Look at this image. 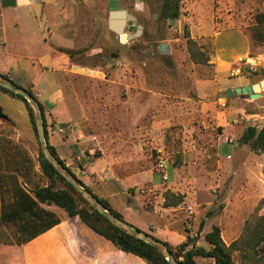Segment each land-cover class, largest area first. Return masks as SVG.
Here are the masks:
<instances>
[{
  "label": "rangeland",
  "instance_id": "1",
  "mask_svg": "<svg viewBox=\"0 0 264 264\" xmlns=\"http://www.w3.org/2000/svg\"><path fill=\"white\" fill-rule=\"evenodd\" d=\"M123 2L136 19L125 32L142 27L125 43L108 28V0L79 3L83 16L70 27L71 59L56 81L61 87L55 117L66 122L60 127L49 111L44 114L48 135H71L73 152L60 160L114 211L128 205L139 217L160 221L183 236L187 250L208 249L204 236L213 226L225 246L241 244L247 227L264 215V156L239 143L246 127L259 129L264 122V92L250 99L217 90L213 33L243 34L249 48L238 59L246 65L240 75L250 84L264 79V43L253 37L264 29L258 23L260 16L264 21V0H182L172 21L160 14L162 0ZM0 107L10 118H0V162L25 156L47 184L26 106ZM160 157L167 163L163 169ZM56 187L64 188L59 182ZM16 239L14 225L0 226V246ZM248 253L241 244L232 254L234 264H264L262 253Z\"/></svg>",
  "mask_w": 264,
  "mask_h": 264
},
{
  "label": "crops",
  "instance_id": "2",
  "mask_svg": "<svg viewBox=\"0 0 264 264\" xmlns=\"http://www.w3.org/2000/svg\"><path fill=\"white\" fill-rule=\"evenodd\" d=\"M80 2L88 4L92 0H0V76L31 92L40 100L37 101L43 113L49 111L60 127L66 120L55 117L61 87L56 81L68 69L70 27L83 16L78 7ZM248 48L247 39L236 29L213 33L218 91L252 85L249 78L240 75L241 67L246 65L238 61L246 57ZM0 102L21 103L1 91ZM47 128L46 123V132ZM47 138L60 159L70 157L71 135L65 137L53 131L50 135L47 132ZM77 178L89 187L85 179ZM42 207L53 211L60 223L24 245L0 246V264H144L142 259L120 251L92 232L77 217L68 218L55 206ZM119 212L123 213L124 221L160 241L171 246L183 242V236L161 226L160 221L139 217L137 209L125 205Z\"/></svg>",
  "mask_w": 264,
  "mask_h": 264
},
{
  "label": "trees",
  "instance_id": "3",
  "mask_svg": "<svg viewBox=\"0 0 264 264\" xmlns=\"http://www.w3.org/2000/svg\"><path fill=\"white\" fill-rule=\"evenodd\" d=\"M181 1L182 0H162L160 9L161 16L165 20L170 21L177 19L180 15L178 4ZM263 22V18L260 16L258 23ZM253 37L257 43L263 44L264 29L262 27L257 28V30L254 31ZM2 77L7 79L6 76ZM0 91L24 103L28 111L32 129L36 134L31 109L26 100L1 87ZM27 92L33 96L31 92ZM35 100L37 101L36 98ZM39 105L43 113V107L40 103ZM0 118L10 121V118L3 111L2 107H0ZM43 120L48 149L62 166L66 168L64 162L58 157L55 149L48 143L44 113ZM239 143L247 144L252 152L264 156V122L259 129L254 126L246 127ZM38 162L42 175L47 180V184H42L41 181L37 179L30 160L25 156L6 159L0 162V226L12 224L16 227L17 239L14 245H24L59 224L60 219L57 215L53 211L42 207L43 205L55 206L62 210L68 218L77 217L92 232L112 243L120 251L136 256L142 259L146 264H167L156 249L121 232L90 207L44 159L40 151ZM68 171L70 170L68 169ZM72 174L74 175V173ZM78 181L92 193V191L79 179ZM58 182L63 184L64 188L56 187ZM93 196L96 197L108 211L124 220L118 212L110 207L107 201L98 198L95 194H93ZM176 204L177 203L174 205ZM174 205L167 203L164 207ZM151 237L158 240L153 236ZM204 241L208 244V249L203 247H192L187 250L186 243H181L177 245L174 250L166 242H160L167 246L178 264H196L194 260L195 257L211 259L214 264H234L232 254L241 250V244L246 252H249V255H259L262 253L261 255L264 256V215L259 216L254 223L247 227L245 238L241 244L239 241H234L229 246H225L217 226H213L211 230L205 234ZM179 258H181V260H179Z\"/></svg>",
  "mask_w": 264,
  "mask_h": 264
},
{
  "label": "water",
  "instance_id": "4",
  "mask_svg": "<svg viewBox=\"0 0 264 264\" xmlns=\"http://www.w3.org/2000/svg\"><path fill=\"white\" fill-rule=\"evenodd\" d=\"M123 0H108V28L118 36L120 43H125L141 34L142 27L137 26L136 31L131 35L125 32L127 23L135 21V17L126 12L123 8ZM161 53H166V46H159ZM0 87L21 96L28 103L33 122L35 125L36 137L39 144V149L44 159L53 167V169L65 179V181L76 191V193L97 213L104 217L112 226L121 232L132 236L133 238L146 243L147 245L156 249L161 256L165 259L167 264H178L173 257L167 246L152 238L149 234L138 229L137 227L127 223L126 221L118 218L110 211H108L103 204H101L93 194L88 191L78 179L67 168L51 154L46 143V136L44 130L43 113L38 101L35 100L26 90L18 87L10 80L0 76ZM264 92V79L258 83L247 85L245 87L236 88L234 90L227 89V95H247L250 99H257L261 93Z\"/></svg>",
  "mask_w": 264,
  "mask_h": 264
},
{
  "label": "built area",
  "instance_id": "5",
  "mask_svg": "<svg viewBox=\"0 0 264 264\" xmlns=\"http://www.w3.org/2000/svg\"><path fill=\"white\" fill-rule=\"evenodd\" d=\"M249 68L251 69V67H249ZM166 165H167V163H166L165 158L164 157H160L159 160H158V167L160 169H163V168L166 167ZM161 178L163 180H167L168 176H167V172L166 171H161Z\"/></svg>",
  "mask_w": 264,
  "mask_h": 264
},
{
  "label": "bare ground",
  "instance_id": "6",
  "mask_svg": "<svg viewBox=\"0 0 264 264\" xmlns=\"http://www.w3.org/2000/svg\"><path fill=\"white\" fill-rule=\"evenodd\" d=\"M250 61V63H255V61L254 60H249ZM260 63V62H259ZM235 71V70H234Z\"/></svg>",
  "mask_w": 264,
  "mask_h": 264
}]
</instances>
